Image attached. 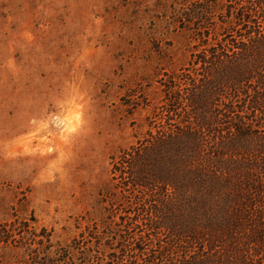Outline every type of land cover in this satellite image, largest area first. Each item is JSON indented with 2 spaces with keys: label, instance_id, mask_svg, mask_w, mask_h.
Returning a JSON list of instances; mask_svg holds the SVG:
<instances>
[{
  "label": "rangeland",
  "instance_id": "obj_1",
  "mask_svg": "<svg viewBox=\"0 0 264 264\" xmlns=\"http://www.w3.org/2000/svg\"><path fill=\"white\" fill-rule=\"evenodd\" d=\"M235 2L0 0V226L15 225L0 242V264H223L231 256L223 238L214 248L207 235L184 233L199 225L195 214L150 213L162 198L125 191L124 180H112L111 158L156 128H198L186 101L170 111L169 82L196 77L193 54L203 47L194 36L218 41ZM216 99L208 115L219 114ZM255 129L264 145V128ZM203 139L219 145L217 132ZM253 168L263 181L264 168ZM217 200L220 221L229 200Z\"/></svg>",
  "mask_w": 264,
  "mask_h": 264
},
{
  "label": "trees",
  "instance_id": "obj_2",
  "mask_svg": "<svg viewBox=\"0 0 264 264\" xmlns=\"http://www.w3.org/2000/svg\"><path fill=\"white\" fill-rule=\"evenodd\" d=\"M236 1L226 6L218 41L211 43L210 34L201 32L194 36L195 46L203 47L193 54V65L200 66L196 77L172 76L169 82V110L176 113L186 101L190 112L198 115V128L192 122L191 127L149 131L111 158V173L113 181L126 182L125 191L151 192L149 198L158 194L160 205L150 211L157 217L195 214L199 225L184 233L192 240L207 235V245L214 248L223 238L231 253L223 264H264V180L254 175L253 168L262 170L264 161L252 159L264 154V145L257 144L263 137L253 130L264 128V0ZM218 96L219 114L208 115ZM216 132L219 145L204 147L203 134ZM219 158L226 166L219 167ZM219 198L229 200L222 205L220 221L212 210L219 209ZM20 224L18 235L23 238L20 232L29 224ZM14 226H0V242L15 236ZM250 246L254 255L248 251ZM90 257L84 253V258ZM212 258L189 264H214Z\"/></svg>",
  "mask_w": 264,
  "mask_h": 264
}]
</instances>
